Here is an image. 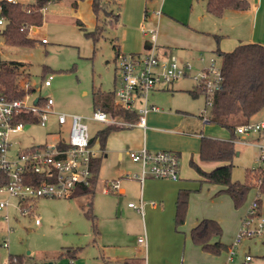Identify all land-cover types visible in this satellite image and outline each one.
Segmentation results:
<instances>
[{"label":"rangeland","instance_id":"obj_1","mask_svg":"<svg viewBox=\"0 0 264 264\" xmlns=\"http://www.w3.org/2000/svg\"><path fill=\"white\" fill-rule=\"evenodd\" d=\"M20 1L31 2L32 0ZM136 1L139 0H103V9L99 13V18H97L89 0L52 1L44 9L43 24L33 35L37 38L34 45H9L0 31V67L3 63L9 64L13 61L24 63L21 69L23 72L21 80L29 81L33 90L29 103L47 92L53 98L56 110L78 113L88 117L94 111L93 101L97 91H104L112 98L114 97L116 76L119 79L114 46L122 41V34L126 26L124 20L126 6ZM143 1H148V14L157 13L158 16L161 14V8L158 7L163 2L168 7L167 9L180 13L182 16L188 15L191 8L197 16L201 4H204V0ZM130 6H127L128 10ZM115 12L121 13L118 24L113 23ZM77 19H81L84 22L83 25H79ZM250 20L246 12L229 13L226 10L217 24L225 33L229 34L226 38H233L239 32L248 31ZM97 24L103 26L98 37L87 35L86 32L95 31ZM143 25L145 28H157L158 32L161 31V25L159 26L157 23L153 26L148 23H143ZM262 33L261 30H258L257 35H262ZM42 38H46L47 42L42 43ZM157 44L159 45L158 39ZM174 57L181 61L177 56ZM211 58L215 59L217 68L222 67L220 56L216 53L202 52L196 59L189 60L193 64V70L189 75L175 80L169 86L158 91H151L150 99L162 111L183 109L195 116L200 114L209 116L211 106L207 104L206 94L201 92L195 96L189 92V89L196 87L197 82L194 76L202 69L209 67ZM49 75L53 76L52 85L46 87L44 81ZM168 88L173 90H168ZM262 112L264 113V109ZM86 121L91 136H95L98 130L106 126L93 120L87 119ZM177 122V118H168L166 122L163 118L147 121L146 116L147 126L172 127ZM235 122H237L236 119ZM213 125L216 128L229 130V128L218 124ZM133 128L125 127L122 130ZM59 129L56 116L53 115L47 126H42L40 123L26 124L20 132L14 133L12 138L19 142L20 147L28 148L53 142ZM205 135L210 136L208 133ZM235 144L236 148L242 150V154H235L233 158L232 178L234 181L246 182L249 180V170H256L262 165L261 150L250 144L237 142ZM95 146L100 148L98 140ZM193 146H195V142L192 141L189 147ZM101 167L93 205V211L97 217V211L103 213L107 209L108 199L102 191L104 179L116 178L115 180H118L120 184L121 180L134 177L133 174L140 169V163L132 161L127 154H124L120 159L112 153L104 172L103 161ZM122 167L127 172L123 177H120L118 170ZM250 177L254 179L256 186L251 188L246 200L239 207L234 205L232 198L227 193H218L220 186L207 183L201 191L190 192L187 214L208 213L209 217L221 219L219 222L223 229L222 241L230 245L235 240L245 217L258 196L257 186L260 181L257 178V173H251ZM130 188L132 191H137L141 189V186L134 183ZM86 198V196L69 199L40 198L36 202L35 212L26 214L19 210V198L10 197L7 193L0 194V199L9 201L7 209L9 219H4V211L0 214V264H10V255L22 257V264H49L50 261L55 264H70L71 259L74 260L73 264H83L86 258L85 248L92 237V222L86 214V206H82V202ZM261 199L264 212V193L261 195ZM36 218L40 219L41 224H35ZM122 226L127 227L125 224ZM5 242L8 243V246H5ZM69 250H76L75 257L68 254ZM228 253L227 249L221 254L210 255L208 260L202 262L225 264ZM237 253L234 262L230 264H241L246 253L253 256L251 264H264V239L244 238Z\"/></svg>","mask_w":264,"mask_h":264},{"label":"crops","instance_id":"obj_2","mask_svg":"<svg viewBox=\"0 0 264 264\" xmlns=\"http://www.w3.org/2000/svg\"><path fill=\"white\" fill-rule=\"evenodd\" d=\"M89 2L92 6V0ZM147 2L139 0L129 4L127 5H131L129 10L126 6L124 19L126 26L122 34V41L117 44L123 54H144L150 49L149 38L141 31V27L144 26L143 23H148L150 26L156 25V23L161 25L156 52L161 56H177L181 62L196 59L202 52L206 54L215 53L217 48L229 52L240 43L261 42L264 44V0H249L250 7L247 10H227L229 13L246 12L251 19L248 31L239 32L233 38H226L229 34L218 26L217 23L221 17H215L208 13L206 0H204V4H201L197 16H195L193 8L190 9L188 15L182 16L180 13L167 9L165 2L158 7L161 8L160 16L157 13L149 15ZM77 20L84 23L81 19ZM118 23H120V17ZM258 30L263 32L262 35H257ZM118 80V76H116V87L119 85ZM159 89L161 88L154 89L153 92ZM168 90L173 89L168 88ZM191 90L193 89H189L190 93ZM149 105L155 109L147 113V121L163 118L166 122L168 118H177V124L172 127L150 125L145 129L134 126L130 130H112L107 137L104 148L100 146L98 149L95 146L99 150L97 158L101 159V164L103 161V172L112 153L122 159L124 154L129 156L130 150H139L146 146L153 151L172 150L179 153L180 177L178 180H171L147 175L141 181L139 177H136L142 172L140 164L139 171L133 174L134 177L121 180L119 189L110 192H105L104 188L108 182L116 178H105L102 183V191L108 199L107 209L103 213L97 211L96 220L97 222L99 220L97 231L95 232L92 227V237L85 248L86 258L83 264H205L202 261L208 260V257L214 254L204 251L200 245L195 244L191 239L190 231L200 220L204 218L216 219V217H209L208 213H191L187 214L183 224H176L177 200L180 190L197 192L201 191L207 183L218 185L203 181L202 175L191 164L194 161L205 171H210L220 164L201 159V144L199 142L203 137L221 140L234 138L235 143L243 144V141H248L249 143L245 144H250L261 150L255 145L260 140L261 133L239 134L230 129L229 132L223 128H216L213 124L217 125V123L204 121V117L210 119L211 113L209 116L204 114L195 116L183 109L162 111L150 97ZM263 109L255 114L249 122L263 121ZM235 119L238 122L241 120L240 117H235ZM205 132L210 136L205 135L207 134ZM192 141L195 142V146L189 147ZM236 151L237 155L242 154L241 149L236 148ZM101 164L96 186L99 183ZM125 170L124 167L118 170L120 177L126 174L127 171ZM134 183L140 184L141 189L132 191L130 186ZM220 189L221 186L218 191ZM86 197L82 206L87 207L89 197ZM141 201L143 202V213L129 206L130 202L140 203ZM216 220L221 221V219ZM35 224L37 223L35 222ZM39 224L41 222L37 225ZM123 224L127 227L124 228ZM145 234L148 240L147 247L138 241V238ZM219 239L222 241V236ZM226 245L229 249L231 244ZM227 260L228 257L225 264H228ZM243 261L244 258L241 264Z\"/></svg>","mask_w":264,"mask_h":264},{"label":"built area","instance_id":"obj_3","mask_svg":"<svg viewBox=\"0 0 264 264\" xmlns=\"http://www.w3.org/2000/svg\"><path fill=\"white\" fill-rule=\"evenodd\" d=\"M3 3L27 4L29 2L0 0V29L5 25ZM48 4L42 7L43 11ZM37 30L38 27L31 26L30 36L33 37ZM141 31L149 38L150 49L144 54H120L116 59L120 79L115 89L116 101L125 109L138 112L137 121L114 118L102 109L94 110L88 117L78 113L58 111L54 108L53 98L47 92L43 95L44 103H40L41 95L29 103L33 91L29 81L22 83L25 94L20 99L8 100L0 90V170L9 177L8 183L0 186V194L7 193L10 197L19 198V210L22 213L30 214L35 210V202L40 198H70L77 188L91 185L94 176L92 164L98 157L99 150L91 142L92 136L87 119L106 125L139 126L145 129L147 113L155 109L149 105V93L154 89L169 86L175 80L189 75L193 70V64L190 61L181 62L174 56H161L156 52L157 28L142 26ZM41 42L46 43L47 39L42 38ZM210 61L209 67L202 69L194 78L197 82L196 87L204 90L207 104L212 107L214 95L223 86V71L222 67L217 68L214 58ZM52 80V75L47 76L44 81L45 86H50ZM140 105L142 107L138 108ZM21 111L39 114V123L42 126H47L51 117L56 116L60 129L57 130L54 141L28 148L20 147L19 142L13 140L12 135L20 132L25 125L22 122H15V117ZM204 121L209 122L210 119L204 117ZM236 132L239 134L261 133L260 140L255 145L261 149L260 161L264 159V120L241 124L237 126ZM243 143L249 142L243 141ZM129 156L142 166L141 174L136 175L141 181L147 175L171 180H178L180 177V156L175 151H153L143 146L139 150H130ZM39 176L43 179L35 180L34 177ZM119 187V181L112 180L106 184L104 191L118 190ZM8 206V200L0 199V214L4 211V218L7 220L9 219ZM129 206L141 213L144 212L142 201L138 204L130 202ZM258 206L256 199L228 249V264L237 256L238 247L244 238L264 239V214L259 213ZM35 222L40 223V219L36 218ZM138 241L147 247L146 234L140 236ZM5 246H8L7 242ZM252 260L253 256L246 254L243 264H251ZM73 263L74 260L71 259L70 264ZM10 264H18V258L14 256Z\"/></svg>","mask_w":264,"mask_h":264},{"label":"trees","instance_id":"obj_4","mask_svg":"<svg viewBox=\"0 0 264 264\" xmlns=\"http://www.w3.org/2000/svg\"><path fill=\"white\" fill-rule=\"evenodd\" d=\"M55 0H39L38 2L24 3H3L5 25L1 28V33L5 41L13 46H32L37 38L31 37L29 29L31 26L40 27L43 24L44 11L42 7ZM103 0H92V8L99 18V13L103 9ZM77 4V2H75ZM250 7L249 0H206L208 13L215 17H222L224 12L229 9L247 10ZM114 24L119 22L120 12L114 13ZM79 25L83 23L77 20ZM85 29V28H84ZM103 26L96 25L95 31L86 32L87 35L97 36L101 33ZM218 37V36H217ZM116 50V59L123 54L119 46H114ZM215 53L222 58L223 86L213 97L211 107L210 121L229 128L236 132L238 124H244L264 108V44L261 42L240 43L232 51L224 52L217 48ZM138 55V54H131ZM23 62L13 61L3 63L0 67V90L2 95L8 100H15L24 97L25 90L22 87ZM204 92L202 88L195 87L191 93L197 96ZM114 97L104 91H97L94 96V110L102 109L110 116L125 121H137L139 114L136 111L125 109L116 101L115 90ZM44 97H40V103H44ZM235 117H240V122H235ZM15 122H22L25 125L29 123H39V114L30 111H21L15 117ZM124 126L107 125L97 131L92 136L91 142L95 145L97 140L100 146L104 148L107 137L112 130L123 129ZM236 144L234 138L231 140H221L211 137H203L201 140L200 155L203 161H214L220 163L210 171L203 170L194 161L191 162L202 175V180L218 184L221 189L218 193H227L233 200L234 205L239 207L244 203L252 187L256 186L254 179L250 177L251 173H257L260 181L258 189V209L259 213L264 214L262 210L261 195L264 193V159L262 165L256 170H249V180L246 182L234 181L232 178L233 158L236 154ZM101 159L95 158L92 164L94 176L90 186H81L70 196L89 197V203L86 207V214L92 222L93 230L97 231L96 215L93 212V199L95 195V186L97 183L98 172ZM40 181L42 176L34 177ZM9 177L0 170V186L6 185ZM190 191L180 190L177 200L176 224L181 225L185 222L189 204ZM36 209V202H35ZM33 210L30 214L34 213ZM223 235L221 224L213 218H204L200 220L190 231L192 241L200 245L208 253L218 255L228 249V246L220 241ZM216 238V240H214ZM70 256L75 257L76 250L68 251ZM63 255V254H61ZM16 256L18 264H22L23 258L17 255H10V260Z\"/></svg>","mask_w":264,"mask_h":264}]
</instances>
